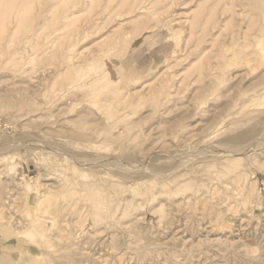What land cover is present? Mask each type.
<instances>
[{
    "label": "rangeland",
    "instance_id": "rangeland-1",
    "mask_svg": "<svg viewBox=\"0 0 264 264\" xmlns=\"http://www.w3.org/2000/svg\"><path fill=\"white\" fill-rule=\"evenodd\" d=\"M0 51V264H264V0H21Z\"/></svg>",
    "mask_w": 264,
    "mask_h": 264
},
{
    "label": "bare ground",
    "instance_id": "bare-ground-1",
    "mask_svg": "<svg viewBox=\"0 0 264 264\" xmlns=\"http://www.w3.org/2000/svg\"><path fill=\"white\" fill-rule=\"evenodd\" d=\"M19 1H21V0H7V2L6 1H4V2H2V1H0V7H9L10 9H13V8H15L16 6H17V4H18V2ZM43 1H45V0H43ZM254 1V0H253ZM45 3V2H44ZM51 4H52V2H51ZM39 5H41V4H39ZM46 6V5H45ZM44 6V7H45ZM48 6H51V5H48ZM47 7V6H46ZM45 7V8H46ZM257 11V10H256ZM263 11V10H262ZM75 13H78V12H75ZM74 13H72V15H73ZM97 14V13H96ZM262 16V15H261ZM67 17V16H66ZM10 22V21H9ZM8 32V31H7ZM85 33V32H84ZM83 33V34H84ZM30 36V35H29ZM83 36V35H82ZM82 36H81V38H82ZM6 37H8V36H6ZM84 39V38H83ZM11 39H8L7 41H6V43L7 42H9ZM5 43V42H4ZM82 47V46H81ZM258 48V47H257ZM1 50H3V49H1ZM1 52V51H0ZM1 54H3L2 52H1ZM3 55H5V57H4V59H5V62L7 63V62H10L9 60L11 59V55H12V52L9 50H5L4 51V54ZM1 66H2V64H0ZM2 68H3V66H2ZM5 69V68H4ZM54 82V81H53ZM142 87V86H141ZM125 94H126V92H125ZM127 94H128V92H127ZM126 94V95H127ZM118 99V98H117ZM21 141V140H20ZM221 143V142H220ZM12 144V143H11ZM17 144V143H16ZM225 149V148H224ZM238 149H240L239 147H238ZM226 150V149H225ZM174 152V151H173ZM196 153V152H195ZM175 160V159H174ZM106 163V162H105ZM107 164V163H106ZM120 168H122V167H120ZM35 230H36V228H35Z\"/></svg>",
    "mask_w": 264,
    "mask_h": 264
}]
</instances>
